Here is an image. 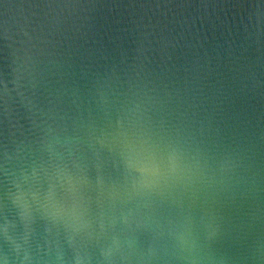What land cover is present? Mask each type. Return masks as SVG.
Wrapping results in <instances>:
<instances>
[{
  "label": "water",
  "instance_id": "obj_1",
  "mask_svg": "<svg viewBox=\"0 0 264 264\" xmlns=\"http://www.w3.org/2000/svg\"><path fill=\"white\" fill-rule=\"evenodd\" d=\"M0 264H264V0H0Z\"/></svg>",
  "mask_w": 264,
  "mask_h": 264
}]
</instances>
